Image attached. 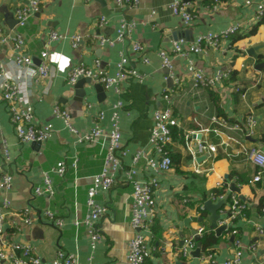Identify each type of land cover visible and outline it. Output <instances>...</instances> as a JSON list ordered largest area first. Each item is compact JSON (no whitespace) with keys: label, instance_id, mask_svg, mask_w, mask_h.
Listing matches in <instances>:
<instances>
[{"label":"crops","instance_id":"obj_1","mask_svg":"<svg viewBox=\"0 0 264 264\" xmlns=\"http://www.w3.org/2000/svg\"><path fill=\"white\" fill-rule=\"evenodd\" d=\"M171 1L140 0L138 7L119 9L113 0L89 3L39 0L38 10L19 30L24 41L21 52L31 57L36 67L40 53L47 51L51 76L38 83L30 77H21L19 95H25L32 105L34 124L38 127L51 124L53 133L41 144L19 142L6 105L0 101V178L4 173L12 176L10 189L0 191V200L3 196L9 200L4 232L7 244L29 245L32 253L42 260L53 259L61 250L75 255L81 264H128L126 255L133 237L132 185L122 171L108 191H98L96 200L107 207V213L98 221L101 239L91 250L83 224L87 214L86 193L93 177L103 168L107 140L101 136L93 142L80 141L53 115L56 106L67 110L79 136L87 134L96 124L104 133L109 131L112 105L118 96L112 90H96L97 84L87 82L86 78L69 85L67 76L79 65L93 68L95 60L108 75H114L119 53L128 52L129 42L110 47L100 45L97 37L114 38L119 21L125 17L135 21L131 40L139 42L143 50L138 54L128 52L140 77L122 84L119 127L126 154L121 161L124 170L137 171L134 179L145 182L156 178L159 184L155 217L145 232L150 257L144 264H205L200 242L195 241V249H200L199 257L191 253L189 258H184L180 253L184 241L200 227L215 240L209 250L217 261L233 257L236 237L244 247L240 264H264V238L257 232L258 227L264 228V180L250 183L257 169L247 160L251 148L264 152V66L261 65L264 63V25L254 35L233 42L232 38L247 35L257 24L253 4L247 6L244 0H220L217 5L212 0H182L188 4L192 16L191 22L185 25L180 17L170 13ZM251 1L264 3V0ZM26 4V0H0V36L16 30L15 10ZM101 17L106 18V24H98ZM232 25H238L239 29L220 49L210 47L203 53H189L187 57L170 52L174 40L193 43L199 35L219 34ZM51 31L66 38L48 43ZM73 34L82 37L76 49L69 41ZM160 51L169 53L177 85L172 79H165L168 71L160 65ZM14 57L11 44H0V60L9 74L15 71ZM142 58L148 59V63ZM188 61L209 77L218 70L228 71L232 77L215 87H194L186 72ZM235 86L241 89L240 93L235 92ZM167 90L178 121L176 135L169 146L173 165L169 172L155 173L146 167L145 157L153 155L148 142L153 115L168 107L163 98ZM1 92L0 87V95ZM99 112L103 118L98 121ZM250 114L256 119V127L248 138L243 133V124ZM213 118L225 120L226 126L217 125ZM234 124L241 129H234ZM3 143L10 156L8 164L3 161ZM198 143L214 146L215 152L203 158L206 153L198 152ZM188 145L193 154L188 151ZM139 151L142 156L133 163ZM60 161L65 165L61 177L51 171ZM43 173L52 182L51 197L33 194L34 187L43 183ZM231 185L238 192L232 191ZM221 188L224 194L213 195L214 189ZM232 196L245 205V212L228 219ZM207 201L214 205L220 203L215 211L217 226L223 222L228 228L215 232L211 214L203 209ZM199 208L204 211L203 216ZM25 211L31 221L27 225L22 221ZM46 211L61 218L63 226L57 228L45 216ZM232 230L237 231L236 236ZM250 247L255 250L251 251Z\"/></svg>","mask_w":264,"mask_h":264},{"label":"built area","instance_id":"obj_2","mask_svg":"<svg viewBox=\"0 0 264 264\" xmlns=\"http://www.w3.org/2000/svg\"><path fill=\"white\" fill-rule=\"evenodd\" d=\"M27 4L15 10L14 18L16 21V30L9 35L0 36V44H11L15 50L14 57V72L7 71V66L0 60V87L2 89L0 101H2L8 110L11 124L13 125L15 135L21 143H43L47 141L52 133L53 127L51 124H46L38 127L33 122V107L28 101L27 97L20 96L19 82L21 77H30L34 83L48 80L51 76V68L48 63L47 51L40 53V62L34 67L31 57L22 54L24 41L23 36L19 32L26 26L28 18L38 10L39 0H26ZM83 3H89L92 0H82ZM116 8L122 9L125 7H138L140 0H113ZM215 5L219 4L220 0H212ZM247 6L253 4L255 8V22L259 23L264 17V3H252L251 0H244ZM168 9L173 16H178L182 19L185 25H188L192 16L189 12L188 4L182 0H172L168 4ZM107 23L105 17H101L98 21L99 25ZM135 21L133 19L122 18L119 21L118 28L114 38L98 36L97 40L100 45H107L113 47L115 44L129 42L128 52L138 54L143 50V46L136 41L131 40V35L135 30ZM239 29L238 25H232L225 31L219 34L207 33L199 35L193 43H188L184 39L174 40L171 43V54L175 56L187 57L189 53H203L207 48L220 49L223 43L227 41ZM55 31H51L48 36V43L60 41L65 39ZM71 47L78 48L82 41L79 34H73L69 37ZM120 52L119 59L116 63V72L114 75H108L100 68V62L95 60L93 68H87L83 65L73 67L67 76V83L74 85L81 78H88L96 84L101 85L104 90H112L117 96L118 100L112 105V112L110 115V129L107 133L97 124L93 126L90 131L79 136L77 129L70 123V114L65 109L55 107L53 115L60 118L68 130L78 136L80 141L93 142L101 136L107 140L106 154L104 164L101 172L93 177L92 186L86 193V207L87 214L84 218L83 224L86 228L87 237L91 250L96 248L98 241L101 239V232L98 227V221L107 213V207L101 205L96 200L98 191H108L116 181V175L119 172L124 173L126 180L132 185V204H131V218L130 227L133 232V237L129 241L126 261L128 264H144L146 259L150 257V251L146 246V235L149 225H151L155 217L156 210V190L159 184L156 178H150L145 182L134 179L137 171L134 168L123 169L121 158L125 156L126 152L121 146V132L119 127L120 110L123 108L122 101V84L130 79H138L139 72L133 67L130 61L129 53ZM160 65L163 69L168 71L166 78L172 79L176 85L178 81L174 78L172 60L169 53L160 51L158 53ZM144 63H148V59L142 58ZM10 71V69H9ZM22 72V74H21ZM186 72L191 79L194 87H215L228 80L230 73L228 71L218 70L212 77L203 73L196 68L192 61H188ZM236 93H240L241 89L238 86L234 87ZM163 98L168 107L162 111H156L153 115V125L149 135V145L153 155L145 157V165L155 173L169 172L172 168L173 162L170 156V148L173 138L172 129L178 126L176 116L171 109L170 90L165 91ZM103 114H97V120H101ZM213 121L219 126H226V121L221 118H213ZM256 127V119L253 115H248L243 124V133L246 137H252ZM234 129H241L238 124H234ZM196 136V135H195ZM3 147V161L5 164L10 162V156L5 143ZM190 154H193L191 147L187 146ZM198 152L207 153L210 157L211 153L215 152L214 146L203 145L198 143ZM142 152L139 151L133 158V163H137L141 158ZM247 160L256 167V175L252 178L250 183H259L264 180V152L251 148L247 152ZM53 173L61 177L65 171L63 161H60L51 170ZM12 176L9 173H4L0 178V191H8L11 187ZM42 185L34 187L33 194L35 196H48L54 194L52 182L48 174L43 173ZM222 196H220L221 199ZM9 208V200L3 196L0 200V264H81L75 255L65 253L58 250L55 257L51 260H42L40 257L32 253V248L29 245L7 244L4 239L5 232V217L6 211ZM245 212V205L236 197L232 196L231 206L228 213V219L235 218L236 214ZM27 211L23 212L22 221L24 224H30L31 221L27 217ZM45 216L53 222L57 228L63 226V220L55 217V215L46 211ZM226 223L221 222L220 225ZM258 235L264 238V228H257ZM233 236L237 235L236 230L231 231ZM203 234V228H198L193 236L184 241L180 249L181 256L189 258L192 251L196 247L194 240L195 236L199 238ZM234 255L231 259L224 262H219L214 257L213 253H206L203 256L205 264H240L243 255V245L239 239H234ZM254 251V247H250ZM91 264V263H87Z\"/></svg>","mask_w":264,"mask_h":264},{"label":"trees","instance_id":"obj_3","mask_svg":"<svg viewBox=\"0 0 264 264\" xmlns=\"http://www.w3.org/2000/svg\"><path fill=\"white\" fill-rule=\"evenodd\" d=\"M263 24L264 25V17L263 19L257 23L248 33L247 35H238L237 37L235 38H232V41L235 42L237 40H240L241 38H243L244 36H251V35H254L257 28ZM232 77V74L230 75L229 79H231ZM174 135H176V130L175 128L172 129V138L174 137ZM172 158V157H171ZM172 162H173V158H172ZM224 188H221V189H214L213 190V195H221V194H224ZM199 213L203 216L204 215V211L202 209H198ZM156 223L154 224V227H155ZM153 227V229H155ZM199 242H200V248L202 250L203 253H210L212 252V250H209V248L214 245L215 243V240L212 238V235L211 234H206V233H203L202 234V237L199 239Z\"/></svg>","mask_w":264,"mask_h":264},{"label":"water","instance_id":"obj_4","mask_svg":"<svg viewBox=\"0 0 264 264\" xmlns=\"http://www.w3.org/2000/svg\"><path fill=\"white\" fill-rule=\"evenodd\" d=\"M263 64H261V65L264 66ZM86 81L87 82H91V80L88 79V78H86ZM95 87H96L95 88L96 90H101L102 89L101 85H99V84H97ZM37 144H39V143H37ZM206 156H208L207 153L204 155L203 158H205ZM231 188H232L231 189L232 191L238 192V189L236 187H234V185H231ZM219 206H220V203H217L216 205H214L211 201L205 202L204 206H203V209L208 211L211 214V220L213 221V226H216V228H215V232L216 233H219L220 231L228 228L227 225H225V224L217 226V217L215 215V211L219 208ZM193 233H195V231ZM194 239H195L196 242H199V237L198 236H195ZM200 254L201 253H200V249L199 248L195 249L192 252V256H194L196 258L199 257ZM177 264H179V263H177Z\"/></svg>","mask_w":264,"mask_h":264}]
</instances>
